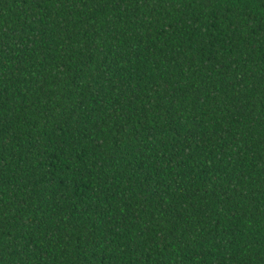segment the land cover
Returning <instances> with one entry per match:
<instances>
[{"label":"trees","instance_id":"1","mask_svg":"<svg viewBox=\"0 0 264 264\" xmlns=\"http://www.w3.org/2000/svg\"><path fill=\"white\" fill-rule=\"evenodd\" d=\"M0 264H264V0H0Z\"/></svg>","mask_w":264,"mask_h":264}]
</instances>
